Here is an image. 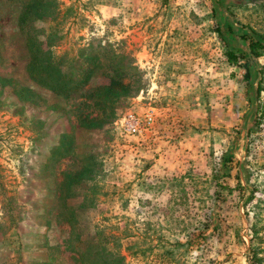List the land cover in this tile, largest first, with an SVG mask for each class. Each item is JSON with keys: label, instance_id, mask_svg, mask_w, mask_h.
Masks as SVG:
<instances>
[{"label": "rangeland", "instance_id": "obj_1", "mask_svg": "<svg viewBox=\"0 0 264 264\" xmlns=\"http://www.w3.org/2000/svg\"><path fill=\"white\" fill-rule=\"evenodd\" d=\"M216 24L264 35V0H0V264H264V112Z\"/></svg>", "mask_w": 264, "mask_h": 264}, {"label": "trees", "instance_id": "obj_2", "mask_svg": "<svg viewBox=\"0 0 264 264\" xmlns=\"http://www.w3.org/2000/svg\"><path fill=\"white\" fill-rule=\"evenodd\" d=\"M237 1L245 2L248 0ZM224 26L225 27L223 31L222 27L219 26V24H216L213 31L219 37L221 36L220 39L225 46L223 54L227 63L239 65L243 68L242 81L246 85L245 98L248 104L246 115L248 117L250 116L252 119V125L246 130L247 133H249L251 131H255L258 128L264 112V105L258 102V96L260 92V78L253 80L251 72V67L253 64H255H252V62L258 57H263V63L259 69H256V71L261 72V70L264 68V35L245 25H241L238 31H234L229 24ZM224 35H232V39H235L234 43L237 44V42H239L241 43L242 47H236L235 44L231 46L227 45L226 41L224 40ZM78 71V66L71 65L70 63L68 64V62L62 63L60 57L55 55V57H51V59L49 58L48 66H42L35 70V72L32 71V73L34 78L43 76L48 78V85L50 90H52L54 93L64 94L69 91L76 90V88L86 82V75H83L81 70L78 74ZM109 72H112V74L107 75L109 78L107 83L97 85L85 93V98L92 99V103H94L93 105H95L96 108L106 104L107 99L108 101L109 99L112 100L115 94L122 95V93H120L121 89L123 92H125V86L121 87L120 82L117 81V79L118 77L122 78L126 72L124 71L123 73H120V70H110ZM27 74L30 76L31 72H27ZM81 121H83V119ZM253 261H256V259H252V262Z\"/></svg>", "mask_w": 264, "mask_h": 264}]
</instances>
